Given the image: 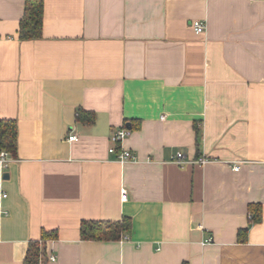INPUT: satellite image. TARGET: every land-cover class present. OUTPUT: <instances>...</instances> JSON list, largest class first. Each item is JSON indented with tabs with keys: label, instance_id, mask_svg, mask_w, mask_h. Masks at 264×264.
Returning a JSON list of instances; mask_svg holds the SVG:
<instances>
[{
	"label": "crops",
	"instance_id": "0c3cea01",
	"mask_svg": "<svg viewBox=\"0 0 264 264\" xmlns=\"http://www.w3.org/2000/svg\"><path fill=\"white\" fill-rule=\"evenodd\" d=\"M23 1L0 0V118L17 123L0 264L42 230L39 264H264V0H43L42 36L21 40ZM121 127L135 161L108 151ZM126 216L119 240L80 237Z\"/></svg>",
	"mask_w": 264,
	"mask_h": 264
},
{
	"label": "trees",
	"instance_id": "16d2710c",
	"mask_svg": "<svg viewBox=\"0 0 264 264\" xmlns=\"http://www.w3.org/2000/svg\"><path fill=\"white\" fill-rule=\"evenodd\" d=\"M44 4L43 0H24L22 16L18 21L17 35L21 40H34L42 36ZM77 120L91 124L94 113L78 108ZM198 136V130L195 127ZM198 143V142H197ZM0 151H5L10 157L17 154V123L15 119L0 118ZM250 219L258 222L261 219L260 205L249 204ZM132 227L130 217L121 220H82L79 226L80 237L83 240H119L127 236ZM247 228H240L237 232L238 240H245ZM54 230H42L40 240L30 241L24 256L23 264H39L43 254L42 243L56 238Z\"/></svg>",
	"mask_w": 264,
	"mask_h": 264
},
{
	"label": "built area",
	"instance_id": "2783aa9c",
	"mask_svg": "<svg viewBox=\"0 0 264 264\" xmlns=\"http://www.w3.org/2000/svg\"><path fill=\"white\" fill-rule=\"evenodd\" d=\"M191 27L196 34H202L205 32V24L201 20H192ZM130 134V130L126 127H121L113 130L110 135V142L112 145L109 147L108 151L113 153L115 156V160L120 163H125L129 161H135L136 155L133 154L130 150L124 148L121 144L122 141ZM75 135L71 134L68 136V139H74ZM183 154L181 152H177L175 156V161L177 163L181 162ZM206 158L200 157L198 162L204 164L206 162ZM9 163V155L5 151H0V167L5 169ZM237 170V166L233 167ZM7 197V192L0 186V210L3 214H7V211L2 208V202ZM121 197L124 199L126 197V192L121 190ZM51 261L55 260V256L51 255L49 257Z\"/></svg>",
	"mask_w": 264,
	"mask_h": 264
},
{
	"label": "water",
	"instance_id": "95a60500",
	"mask_svg": "<svg viewBox=\"0 0 264 264\" xmlns=\"http://www.w3.org/2000/svg\"><path fill=\"white\" fill-rule=\"evenodd\" d=\"M3 177H4V178H7V174H4Z\"/></svg>",
	"mask_w": 264,
	"mask_h": 264
}]
</instances>
